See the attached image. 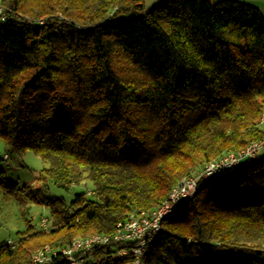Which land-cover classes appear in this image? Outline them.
Returning a JSON list of instances; mask_svg holds the SVG:
<instances>
[{"label":"trees","instance_id":"16d2710c","mask_svg":"<svg viewBox=\"0 0 264 264\" xmlns=\"http://www.w3.org/2000/svg\"><path fill=\"white\" fill-rule=\"evenodd\" d=\"M0 143L32 151L70 203L0 244V264H70L59 249L159 207L212 160L264 139V13L240 0H0ZM0 156V191L19 195ZM91 182L88 188L87 182ZM49 223V220H48ZM56 250L35 262L33 253ZM113 241L83 264H129ZM144 264H264V153L199 180Z\"/></svg>","mask_w":264,"mask_h":264},{"label":"built area","instance_id":"2783aa9c","mask_svg":"<svg viewBox=\"0 0 264 264\" xmlns=\"http://www.w3.org/2000/svg\"><path fill=\"white\" fill-rule=\"evenodd\" d=\"M10 14L0 4V23L6 22ZM264 150V139L251 142L235 152H229L207 163L195 176L184 178L172 188L167 199L157 208L131 216L125 222L119 223L112 234L95 233L76 239L70 246L59 249L70 264H83L85 254L96 246L113 241L125 242L129 246L116 251L115 256L125 258L129 264H144V256L148 244L162 229V220L175 211L179 202L190 196L196 189L199 180L224 176L240 167L246 160L254 159ZM43 228H48V219L41 222ZM56 250L49 246L39 249L33 255L35 262H41L55 254Z\"/></svg>","mask_w":264,"mask_h":264},{"label":"rangeland","instance_id":"374dc122","mask_svg":"<svg viewBox=\"0 0 264 264\" xmlns=\"http://www.w3.org/2000/svg\"><path fill=\"white\" fill-rule=\"evenodd\" d=\"M155 1L158 0H145L146 7L151 8L150 5ZM260 122L261 124L264 122V111ZM0 156H4L2 142L0 143ZM47 166L48 162L32 151H27L21 157L9 158L4 156L3 167L7 177L25 191L19 195L6 194L0 191V244L17 242L19 232L25 231L29 224L34 229H40L43 219H48V224L52 223L50 208L43 203L29 200L23 195L24 192L31 191L39 195L43 193L47 197L62 198L70 203L76 193L86 190L85 185H77L69 190L56 186L44 174V168ZM87 184L90 189L92 187L91 182L88 181Z\"/></svg>","mask_w":264,"mask_h":264},{"label":"crops","instance_id":"0c3cea01","mask_svg":"<svg viewBox=\"0 0 264 264\" xmlns=\"http://www.w3.org/2000/svg\"><path fill=\"white\" fill-rule=\"evenodd\" d=\"M240 1H244V2L250 3L252 5H255L256 7H258L264 13V0H240ZM158 2H159V0L158 1H155L150 6L156 5ZM147 8H150V7H147Z\"/></svg>","mask_w":264,"mask_h":264}]
</instances>
